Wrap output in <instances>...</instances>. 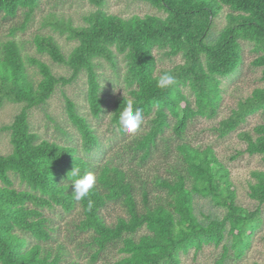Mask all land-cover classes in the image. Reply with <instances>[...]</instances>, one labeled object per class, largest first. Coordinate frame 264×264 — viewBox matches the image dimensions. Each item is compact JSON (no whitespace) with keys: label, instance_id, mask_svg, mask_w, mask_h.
Masks as SVG:
<instances>
[{"label":"trees","instance_id":"1","mask_svg":"<svg viewBox=\"0 0 264 264\" xmlns=\"http://www.w3.org/2000/svg\"><path fill=\"white\" fill-rule=\"evenodd\" d=\"M40 1L0 0V13L14 17L23 12L19 29L24 30ZM88 1L95 9L80 24L53 12L44 19L75 43L69 52L52 34L33 36L36 53L67 66L68 79L26 54L15 37L0 38V106L23 103L4 126L11 151L0 154V264H181V254L205 245H221L216 264H225L231 255L242 257L261 222L264 170L251 172L247 195L257 204L249 210L238 204L229 171L213 148L191 144L185 132L197 117L217 115L222 79L239 71L243 41L252 43L257 53L251 64L261 67L262 84L240 99L215 130L225 136L248 116L264 113V0H141L159 13L129 17L107 12L106 0ZM225 8V24L214 34L215 21ZM172 57L179 62L158 66L159 60ZM105 65L121 79L125 93L109 92L103 83ZM29 67L38 71V80ZM165 70L175 83L161 90L156 78ZM80 73L86 74L90 116L65 98L77 134L64 132L67 142L39 139L30 130L28 110L44 104L58 85ZM128 99L134 109H141L143 121L136 133L122 140L124 131L116 142L123 132L118 116ZM108 109L104 134L93 120L98 122ZM238 136L245 151L264 162V115L262 122L238 131ZM151 160L163 162L164 175L141 170ZM74 168L97 178L80 201L72 192ZM200 199L214 204L215 210H203ZM113 205L123 214L108 222L103 212ZM73 212L77 217L65 221L72 227L71 253L59 233L60 221Z\"/></svg>","mask_w":264,"mask_h":264},{"label":"rangeland","instance_id":"2","mask_svg":"<svg viewBox=\"0 0 264 264\" xmlns=\"http://www.w3.org/2000/svg\"><path fill=\"white\" fill-rule=\"evenodd\" d=\"M95 9V6L89 3L88 0H41L39 7L35 11V15L25 26L24 30L19 27L23 23L24 14L19 12L14 17H7L0 13V38H14L23 45V50L26 54H32L39 57L40 60L46 62L53 74L63 76L66 79L70 77V70L67 66L57 64L52 61L47 55L36 53L33 45V36L36 34H52L57 38L62 50L69 52L75 45L73 41H68L62 35L55 32L52 27L44 20L48 13H55L57 18H71L74 24L82 23L83 16L90 10ZM104 9L113 14L122 17H129L131 15H145L159 13L153 7L141 0H106ZM227 12L226 8L218 16L213 27V33L218 31L225 24L224 14ZM16 29V30H15ZM13 31V34L11 32ZM15 32V33H14ZM252 43L242 42V56L243 61L237 74L223 78L221 86L223 90V98L218 109L217 115L213 118L197 117L190 123L185 132L186 139L194 145L204 147L206 144L210 145L217 157L224 163L229 171L230 180L236 191V199L238 204L245 206L247 209H254L256 201L248 197V182L252 179L251 172L254 170H264V162L258 154H248L245 151V142L238 136L240 130H251V128L262 122L263 112H256L247 117L246 121L238 126L236 130L231 131L225 136H220L215 127L218 122L227 117L231 109L236 106V103L249 95L250 91L262 84L261 67L253 66L252 59L257 55L252 47ZM179 62V57H172L170 59H162L158 61V66L169 67L173 63ZM105 80L103 83L113 94H123L126 91L121 79L115 78L109 65H105ZM29 73L34 80L40 78L38 71L29 67ZM86 74L80 73L76 79L71 80L65 84L58 85L48 100L39 106H33L28 110V123L30 130L35 132L39 139L56 140L57 142H67L68 138L64 132L76 133L74 127L70 123L66 114L65 98H69L76 104L80 113L89 115L88 103L85 98L86 88ZM23 107V103L5 102L0 106V154H7L11 151V144L9 141V132L4 129V126L9 124L16 113ZM110 109L105 115L96 122L99 132L106 131V125L109 122ZM90 116V115H89ZM115 131H118L115 129ZM137 132V131H136ZM135 132V133H136ZM124 131L119 132L116 137L117 140L123 135ZM105 134V133H104ZM133 133L125 132L122 140L128 138ZM77 136V135H76ZM77 138V137H76ZM101 139L106 143L105 137ZM175 140L174 142H176ZM118 147V146H116ZM115 146L111 148L116 149ZM174 154V151H173ZM173 154L167 159L171 161ZM155 159L161 160V157L156 155ZM158 161V160H155ZM163 162L156 163L153 160L149 163L147 168L141 169L151 173L157 171L164 175L160 169ZM147 169V170H146ZM203 210H215V205L209 203L205 199L197 201ZM108 222L114 220L116 214H123V210L113 205V207L104 210L103 214ZM259 226L254 230L250 237V244L245 253L240 258H235L231 255L225 264H264V204L260 206ZM77 217V213L70 214L66 219L60 221L61 228L59 238L68 242V247L71 253L75 252L73 244L68 241L71 235L72 227L67 225V220ZM66 221V222H65ZM222 252L221 245H205L200 251L194 252L190 250L187 253L181 254V264H216L215 260ZM231 253L232 251L229 250ZM111 254H114L111 253ZM97 262L96 264H99ZM84 264V262H82Z\"/></svg>","mask_w":264,"mask_h":264},{"label":"clouds","instance_id":"3","mask_svg":"<svg viewBox=\"0 0 264 264\" xmlns=\"http://www.w3.org/2000/svg\"><path fill=\"white\" fill-rule=\"evenodd\" d=\"M175 83V77L170 71H162L156 78V87L161 90L168 89ZM143 121L142 111L139 108L134 109V101L128 99L125 107L120 111L118 116L119 127L127 133H135ZM74 199L83 200L90 194V191L96 184V176L91 171H84L81 174L80 169L74 168L71 171Z\"/></svg>","mask_w":264,"mask_h":264}]
</instances>
